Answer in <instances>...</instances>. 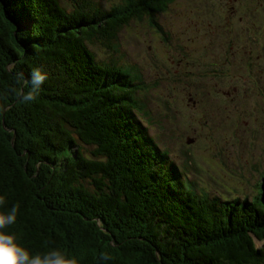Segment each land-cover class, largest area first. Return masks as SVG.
<instances>
[{"label":"trees","instance_id":"trees-1","mask_svg":"<svg viewBox=\"0 0 264 264\" xmlns=\"http://www.w3.org/2000/svg\"><path fill=\"white\" fill-rule=\"evenodd\" d=\"M40 1L45 12L0 0V195L20 205L4 231L31 254L59 249L78 264H262L264 193L220 205L184 190L137 117L130 74L88 49L115 58L122 28L147 16L157 26L174 0ZM33 68L48 79L20 103L19 74Z\"/></svg>","mask_w":264,"mask_h":264},{"label":"rangeland","instance_id":"rangeland-1","mask_svg":"<svg viewBox=\"0 0 264 264\" xmlns=\"http://www.w3.org/2000/svg\"><path fill=\"white\" fill-rule=\"evenodd\" d=\"M31 1L46 11L48 5ZM59 1L68 9L75 0ZM206 1L174 0L157 26L148 16L137 18L120 30L113 59L97 43L88 49L130 74L139 89L137 117L154 149L176 167L184 190L220 205L248 202L264 191V4L234 1L240 12L229 24L236 30L233 45L222 26L232 21L231 4Z\"/></svg>","mask_w":264,"mask_h":264},{"label":"clouds","instance_id":"clouds-1","mask_svg":"<svg viewBox=\"0 0 264 264\" xmlns=\"http://www.w3.org/2000/svg\"><path fill=\"white\" fill-rule=\"evenodd\" d=\"M19 78L24 79L25 84L29 85V90H20L17 98L20 103H29L36 99L48 79V73L41 68H33L30 78H25L23 73L19 74ZM5 205L6 197L0 195V209H4L0 210V264H78L74 256H69L67 252L59 249L31 254L28 249L17 243L16 236L7 234L4 230L16 223L20 205L15 204L11 208H5ZM110 258L106 254H101L100 257L102 260Z\"/></svg>","mask_w":264,"mask_h":264}]
</instances>
